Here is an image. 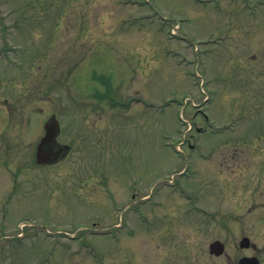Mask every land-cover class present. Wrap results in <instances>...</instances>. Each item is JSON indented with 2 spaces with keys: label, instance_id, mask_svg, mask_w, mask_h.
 <instances>
[{
  "label": "rangeland",
  "instance_id": "374dc122",
  "mask_svg": "<svg viewBox=\"0 0 264 264\" xmlns=\"http://www.w3.org/2000/svg\"><path fill=\"white\" fill-rule=\"evenodd\" d=\"M257 2L0 0V139L13 141L0 264L264 260L263 208L249 217V181H264ZM52 116L71 151L41 166Z\"/></svg>",
  "mask_w": 264,
  "mask_h": 264
},
{
  "label": "flooded vegetation",
  "instance_id": "af4514ba",
  "mask_svg": "<svg viewBox=\"0 0 264 264\" xmlns=\"http://www.w3.org/2000/svg\"><path fill=\"white\" fill-rule=\"evenodd\" d=\"M258 72H260V75H264V58L261 61V64L258 67ZM8 128V124L6 126ZM7 129H5L6 132ZM8 131V130H7ZM5 148L4 153H0V192H3L6 190V199H2V195H0V207L3 209L4 205H8L12 202L13 200V141H12V135L6 134L5 140L2 141L0 139V151ZM261 169H264L262 167ZM264 173V172H260ZM261 199V202H258L257 200ZM254 202L252 205L249 206V215L253 214L252 212L257 211V210H264V181H249V203ZM264 213V212H263ZM264 215V214H263ZM157 248V247H156ZM256 249V245L252 244L249 247V251ZM134 254V252H132ZM141 253L146 254L148 258V254H154V256L151 257V262H133V263H125V264H178L177 262L170 261L172 256L168 255L167 251H158V252H150L148 253L147 251H141ZM157 253H164L165 255H155ZM141 257L147 258V257ZM226 256V255H225ZM217 257V256H216ZM220 257V256H218ZM249 257H257L255 255H250ZM259 264H264V260H261L259 257ZM235 264V263H234Z\"/></svg>",
  "mask_w": 264,
  "mask_h": 264
},
{
  "label": "water",
  "instance_id": "95a60500",
  "mask_svg": "<svg viewBox=\"0 0 264 264\" xmlns=\"http://www.w3.org/2000/svg\"><path fill=\"white\" fill-rule=\"evenodd\" d=\"M46 135L41 140L38 148H37V162L41 164H49L57 160L60 156L61 152L66 149L68 150V146L58 147L55 149V141L57 136L59 135L60 129L59 124L55 118H52L46 125ZM57 147V145H56ZM241 247H248L249 246V239L243 238L240 243ZM211 252L216 253L217 255L223 253L224 245L216 241L211 244ZM240 264H256L254 260L249 262V258H242L240 260Z\"/></svg>",
  "mask_w": 264,
  "mask_h": 264
}]
</instances>
